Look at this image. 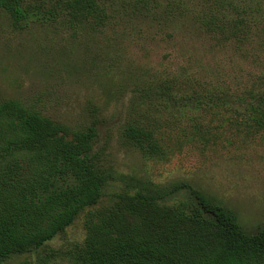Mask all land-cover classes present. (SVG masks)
Here are the masks:
<instances>
[{"label": "trees", "instance_id": "16d2710c", "mask_svg": "<svg viewBox=\"0 0 264 264\" xmlns=\"http://www.w3.org/2000/svg\"><path fill=\"white\" fill-rule=\"evenodd\" d=\"M0 11L16 30L157 28L186 48L188 62L123 71V83L102 110L95 106L87 127L0 100V264L34 252L32 264H264V228L248 230L234 210L188 182L162 187L117 177L96 151L108 115L121 116L126 147L157 160L169 159L176 140L179 147L217 142L214 128L264 132V0H0ZM235 57L258 71L233 93L217 69ZM194 67L204 80L200 73L195 79ZM112 103L120 110L112 113ZM185 118L189 129L180 124ZM118 181L124 188L102 204L105 187ZM181 190L186 198L171 201ZM81 215L82 243L64 251L48 245Z\"/></svg>", "mask_w": 264, "mask_h": 264}, {"label": "rangeland", "instance_id": "374dc122", "mask_svg": "<svg viewBox=\"0 0 264 264\" xmlns=\"http://www.w3.org/2000/svg\"><path fill=\"white\" fill-rule=\"evenodd\" d=\"M137 26L140 31L119 23L102 33L84 31L76 35L55 25L16 30L0 11V100L34 104L46 116L73 128L90 126L96 115L92 110L96 105L102 110L110 102V94L123 83V71L133 67L160 70L171 63L176 68L188 65L186 48L183 52L165 41L157 28ZM193 70L195 79L200 77L198 73L203 80L206 78L197 67ZM217 70L221 83L234 93L245 88L244 81L250 80L258 68L235 57L233 62L223 59ZM118 110L120 105L112 103L110 111ZM120 117L106 116L99 124L96 144L103 164L117 177H139L162 187L188 182L234 210L248 230L264 228V132L246 136L245 132L227 130L224 134L214 128L217 142H187L179 147L176 140L169 159L157 160L124 145ZM180 124L183 129L190 127L186 118ZM123 188L120 181L109 183L102 204ZM187 194L181 190L171 201L183 200ZM85 236L81 215L48 245L64 251L82 243ZM35 260L36 252L13 256L3 264H32Z\"/></svg>", "mask_w": 264, "mask_h": 264}]
</instances>
